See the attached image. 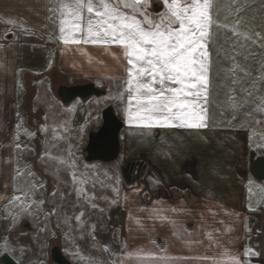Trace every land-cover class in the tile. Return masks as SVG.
<instances>
[{"label":"crops","instance_id":"obj_1","mask_svg":"<svg viewBox=\"0 0 264 264\" xmlns=\"http://www.w3.org/2000/svg\"><path fill=\"white\" fill-rule=\"evenodd\" d=\"M56 8L57 0H0V223L2 210L16 191L22 154L17 145L25 121L21 116L30 114L40 124L41 110H32L33 98L42 80L48 79L60 101L61 87L92 86L98 96L110 95L107 107L113 108L123 124L119 133L122 162L145 165L143 177L134 184L128 186L121 179V201H116L125 215L123 228L117 235L114 231L95 236L109 262L95 257L94 246L86 248L90 252L86 256L96 264H232L233 260L264 264L260 239H264V211L247 210L245 197L246 181L252 177L246 156L251 148L248 137L255 131L264 134V91L262 100L254 104L248 81L241 90L228 91L230 77L223 73L234 69L227 64H244L241 69L251 80L247 64L264 63V0H237L235 4L219 0V19L228 27L219 30L209 49L211 103L207 126L199 129L129 124L126 97L123 102L115 99L123 91L119 84L126 63L111 54L119 57V48L106 51L99 45H65L59 39ZM236 8L241 10L237 13ZM233 26L256 43L233 36ZM37 134V151L41 152ZM65 237H60L65 245L62 250L76 259L73 247L81 241L79 234Z\"/></svg>","mask_w":264,"mask_h":264},{"label":"snow or ice","instance_id":"obj_2","mask_svg":"<svg viewBox=\"0 0 264 264\" xmlns=\"http://www.w3.org/2000/svg\"><path fill=\"white\" fill-rule=\"evenodd\" d=\"M157 3L161 7H155ZM240 10L235 9L237 13ZM55 11L59 12V39L65 45H99L106 51L119 48V57L111 54L126 63L119 84L123 91H118L115 99L123 102L126 97L124 112L129 124L149 129L207 126V105L211 103L209 49L219 30L228 27L219 19V0H57ZM232 32L256 43L235 26ZM9 203L19 208L15 214L9 213L14 225L20 215H33V204L39 207L44 201L25 203L14 196ZM3 248L9 249L7 238ZM232 264L240 262L233 260Z\"/></svg>","mask_w":264,"mask_h":264},{"label":"rangeland","instance_id":"obj_3","mask_svg":"<svg viewBox=\"0 0 264 264\" xmlns=\"http://www.w3.org/2000/svg\"><path fill=\"white\" fill-rule=\"evenodd\" d=\"M254 63L247 64L248 71L249 67L252 69L253 84L249 76L245 75L241 69L243 66L246 67L244 64H227L226 66L234 67L233 73L230 69L223 73L230 77L228 79L231 85L227 88L228 91L231 88L241 90L248 81L252 87L250 91L255 100L254 104H256L263 98L264 63L260 60H257L255 65ZM230 73H232L231 76ZM219 90H221L220 86L217 92ZM222 91L225 98L224 87ZM110 97L108 95L92 96L88 99L76 98L71 103L64 104L52 94L48 79H43L40 83L32 104L33 111L41 110L40 124L37 126V123L35 124V121L31 119V115L29 114L28 117L23 112L26 117L22 127L24 135L20 136L18 144L22 154H19L18 170L20 172L17 173L15 197H20V200L25 203H30L31 200H43L44 203L39 207L33 204L30 209L33 215H20L14 225L9 213L15 214L19 208L11 205L10 201L3 208V220L0 223V264H3L1 257L4 254L19 264H52L47 257L50 253L49 249L52 245L59 244L60 240L51 241L48 249L45 244L52 237L56 239L55 234L66 236L65 239L79 234L81 241L74 247L77 260L69 257L72 263L92 264L91 261L95 260L90 255L82 256L87 254L86 248L91 246H94L91 248L96 253L95 257L109 262L96 243L95 236L96 233L105 231V224L107 225L105 220L110 209L120 207L117 201H121L123 186L121 167L125 163L122 162L121 153L117 160L110 164L85 162L81 153L90 130L99 127L101 112L111 103ZM81 107L85 110V116L83 121L76 125L74 117ZM68 109L72 111L69 112ZM38 132L41 136L39 140L41 152L37 151ZM248 143L254 150L264 147V134L258 131L253 132L248 137ZM69 152L72 153L71 156ZM244 173L247 174V171L244 170ZM246 182V209L253 212H257L258 209L264 211V184L252 177H249ZM33 184L37 185L35 189L32 188ZM25 192L29 193L28 197L24 196ZM23 219L29 220L28 223L35 232H27L28 230L24 228L27 221ZM119 231L120 229H117L114 233L117 235ZM5 238L9 243L7 251L3 248ZM260 239L261 243H264V239ZM21 248L24 249L23 253L20 251ZM37 255L40 256L39 259ZM88 258L89 261H84ZM93 264H96V261Z\"/></svg>","mask_w":264,"mask_h":264},{"label":"water","instance_id":"obj_4","mask_svg":"<svg viewBox=\"0 0 264 264\" xmlns=\"http://www.w3.org/2000/svg\"><path fill=\"white\" fill-rule=\"evenodd\" d=\"M68 92V96L65 93ZM71 91V92H70ZM84 93V94H81ZM92 95H99L92 86L74 87L66 89L59 88L58 96L61 102L68 104L75 98L85 99ZM85 110L81 107L75 114L74 124L78 125L82 122ZM123 127L122 122L115 115L111 106H108L101 112V125L97 130H90L86 145L81 153L85 162H101L110 164L117 160L120 152L119 133ZM254 155L250 153V157ZM145 165L141 162H130L121 167V176L126 185H132L143 177ZM249 172L251 176L258 182L264 181V156L260 157L254 163H250ZM124 212L120 208H115L109 213L108 231L111 233L113 230L123 228ZM4 264H15L13 260L4 254L1 257ZM53 262L55 264H70L55 248L53 251Z\"/></svg>","mask_w":264,"mask_h":264},{"label":"flooded vegetation","instance_id":"obj_5","mask_svg":"<svg viewBox=\"0 0 264 264\" xmlns=\"http://www.w3.org/2000/svg\"><path fill=\"white\" fill-rule=\"evenodd\" d=\"M68 92L69 91H67L66 93H65V95H67L68 96ZM71 92V91H70ZM81 94H84V93H81ZM79 99H81V98H79ZM251 152H253L254 153V155L252 156V158L250 157V153ZM262 156H264V147H262V148H259L258 150H254V149H252V148H250L249 150H248V153H247V158H248V165H250V163L252 162V163H254V162H256V160L257 159H259L260 157H262ZM136 162V161H135ZM142 163V162H141ZM262 183H264V182H262ZM23 221H27V222H25V224H24V228H26V230H28L27 232H35L34 231V229L33 228H31V225H29L30 223H28L29 222V220H26V219H23ZM105 226H106V229H105V231L103 230L102 232L103 233H100V234H105V233H109V231H108V222H107V225L105 224ZM115 230H113L112 231V233L114 232ZM96 234H98V233H96ZM54 237H56V239H53V237H52V239H49V241L45 244L46 246H48L49 245V243H51V241H53V240H60L59 241V244H54V245H52L51 247H50V249H49V252L50 253H48V261H50L52 264H55L54 262H53V260H52V258H53V251L55 250V248H57L59 251H60V253H61V255L70 263V264H75V263H72L71 262V259L69 258V257H72L71 255H68L67 253V255L66 254H64V250H62V246H63V248L65 247V245H64V240L63 241H61V239H60V237H61V235L60 234H55L54 235ZM74 248V247H73ZM73 252H75V251H73ZM73 255V254H72ZM38 256V255H37ZM82 256H86L85 254H82ZM39 257L40 256H38V259H39ZM11 258V257H10ZM12 259V258H11ZM74 259V258H73ZM13 260V259H12ZM1 262L4 264V262L1 260ZM13 262L15 263V264H17L14 260H13Z\"/></svg>","mask_w":264,"mask_h":264},{"label":"built area","instance_id":"obj_6","mask_svg":"<svg viewBox=\"0 0 264 264\" xmlns=\"http://www.w3.org/2000/svg\"><path fill=\"white\" fill-rule=\"evenodd\" d=\"M22 117H23V118H25V117H26V115H25V114H22Z\"/></svg>","mask_w":264,"mask_h":264}]
</instances>
